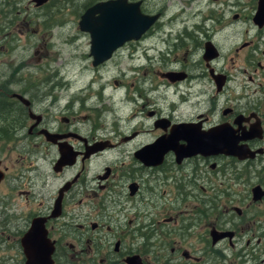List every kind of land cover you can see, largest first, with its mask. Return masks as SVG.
<instances>
[{"label": "flooded vegetation", "instance_id": "obj_1", "mask_svg": "<svg viewBox=\"0 0 264 264\" xmlns=\"http://www.w3.org/2000/svg\"><path fill=\"white\" fill-rule=\"evenodd\" d=\"M53 39L97 78L29 74ZM156 52L176 68L140 77L198 104L108 119L107 64ZM159 139L217 147L141 152ZM0 264H264V0H0Z\"/></svg>", "mask_w": 264, "mask_h": 264}, {"label": "rangeland", "instance_id": "obj_2", "mask_svg": "<svg viewBox=\"0 0 264 264\" xmlns=\"http://www.w3.org/2000/svg\"><path fill=\"white\" fill-rule=\"evenodd\" d=\"M203 5L190 1L188 5H182L180 10L182 11V17L188 19L197 10L201 9ZM62 40H52L45 49V57L39 60L38 63L31 61V64L27 66L29 69V74L40 72L45 73L46 76H51L56 72H61L65 75H60V78H74V87L75 89L80 88L82 85L86 84L89 78H97V74L94 71L89 70V65L84 61L75 59L70 62L69 58L72 56L70 46L72 44H62ZM67 42V40H66ZM77 44V43H76ZM78 45V44H77ZM76 45V46H77ZM76 50V48H75ZM57 52V54H56ZM165 56L163 54H158L157 52L154 55V60L150 61L146 65L136 66L135 64L129 63L125 60H114L113 62L107 64L105 69V74L102 72L104 77H106V86L104 89V102L107 103L105 116L107 115L108 119H111V114L114 113L115 121L121 122L120 120H127L130 116L135 115L131 121L125 122L123 125H136L142 127V129L147 128L149 120L144 119L145 111H154L155 114H163L169 106L173 107L174 105H182L179 107L180 110H193L194 108H189V106H196L198 104V96L194 97L191 94L187 96H180L179 92L169 91L166 89L165 82L157 79L156 77H146V79H151L148 81L143 80L140 77V74L137 73L141 69L145 68L149 72L153 69L155 72H163L167 68H176L175 64H167L166 59L164 62ZM194 62H198L197 55H193ZM192 62L188 65L189 71L194 73L196 70L191 66ZM133 68V69H132ZM80 78V79H79ZM118 82L117 86L112 84L113 80ZM188 83H184L180 86V91L184 90ZM118 89L116 90V88ZM121 87V88H120ZM151 88L154 91L144 96V94L138 90L141 88ZM123 88V89H122ZM204 89L207 93L211 94L212 89L208 85L205 88L200 87L199 85L192 87L191 92L198 93L199 90ZM126 92V93H125ZM127 94V99L129 100L133 97L137 100V103L133 102L129 106H121L118 104V101L123 96ZM136 94V95H135ZM140 94L141 98H138L137 95ZM186 97L184 102H181V99ZM144 105V108L141 109L140 106ZM178 109V110H179ZM46 162V160H45ZM37 168L40 171H45V165H39Z\"/></svg>", "mask_w": 264, "mask_h": 264}, {"label": "water", "instance_id": "obj_3", "mask_svg": "<svg viewBox=\"0 0 264 264\" xmlns=\"http://www.w3.org/2000/svg\"><path fill=\"white\" fill-rule=\"evenodd\" d=\"M95 9L98 10V7H96ZM89 11L87 13H85V15L82 17L80 25L85 20V18L89 17V14L91 13L92 10H89ZM152 20H153V18L150 19V21H152ZM126 30L129 31L131 34H135V31H133L131 29H126V28L123 29V31H126ZM104 50L107 51V55L103 54ZM113 50H114V48H105V47L99 46L98 44L91 45V55H92V58H93L92 64L96 65V64L101 63L102 61L106 60L108 58L109 53L111 51H113ZM18 99H21V98L19 97ZM185 127H191V126H189V125H179L176 128H185ZM186 132H190L193 137L194 136H198L194 129H188V130L185 131V133ZM212 133H211V137H213ZM198 141L199 140H195V141L189 143L187 146L186 145L185 146H180L179 149H177L176 148L177 146L174 143H170L169 144V143L164 142L162 139H159L158 141H155L154 144L145 146L144 149L141 150V152L142 153L143 152L146 153L152 147L154 148L155 151L159 147H163V148L165 147L166 149L174 150L175 152H177V154H182V153H195V151H196L195 148H197L201 152V149L203 147L207 146V145L210 146L212 149L217 147V144H215L214 142L212 143L211 141L204 142V143L203 142H198Z\"/></svg>", "mask_w": 264, "mask_h": 264}, {"label": "bare ground", "instance_id": "obj_4", "mask_svg": "<svg viewBox=\"0 0 264 264\" xmlns=\"http://www.w3.org/2000/svg\"><path fill=\"white\" fill-rule=\"evenodd\" d=\"M128 19V18H127ZM127 21V20H126Z\"/></svg>", "mask_w": 264, "mask_h": 264}]
</instances>
